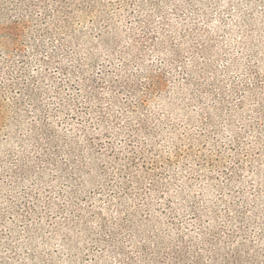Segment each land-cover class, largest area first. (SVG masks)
I'll return each instance as SVG.
<instances>
[{
  "label": "rangeland",
  "instance_id": "1",
  "mask_svg": "<svg viewBox=\"0 0 264 264\" xmlns=\"http://www.w3.org/2000/svg\"><path fill=\"white\" fill-rule=\"evenodd\" d=\"M0 264H264V0H0Z\"/></svg>",
  "mask_w": 264,
  "mask_h": 264
},
{
  "label": "trees",
  "instance_id": "2",
  "mask_svg": "<svg viewBox=\"0 0 264 264\" xmlns=\"http://www.w3.org/2000/svg\"><path fill=\"white\" fill-rule=\"evenodd\" d=\"M128 159H130V156L128 157Z\"/></svg>",
  "mask_w": 264,
  "mask_h": 264
}]
</instances>
